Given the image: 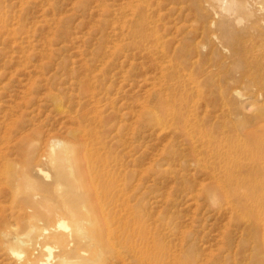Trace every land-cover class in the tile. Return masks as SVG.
<instances>
[{"label": "rangeland", "instance_id": "1", "mask_svg": "<svg viewBox=\"0 0 264 264\" xmlns=\"http://www.w3.org/2000/svg\"><path fill=\"white\" fill-rule=\"evenodd\" d=\"M218 1L0 0V264L19 263L12 228L49 222L33 215L50 202L31 166L57 193L77 189L64 161L76 129L89 144L97 134L129 205L169 248L165 264H259L264 0ZM231 158L239 169L225 174Z\"/></svg>", "mask_w": 264, "mask_h": 264}, {"label": "bare ground", "instance_id": "2", "mask_svg": "<svg viewBox=\"0 0 264 264\" xmlns=\"http://www.w3.org/2000/svg\"><path fill=\"white\" fill-rule=\"evenodd\" d=\"M219 1L226 10H229L228 6L235 4L234 0ZM83 131L79 129L74 131L75 142L78 141L79 144L75 146L74 156H66L64 159L71 176L77 182L76 190L65 189L64 193H57L56 187L61 186L62 183L56 181L52 184H44L43 180L48 176L46 169L40 165L31 166L33 183L38 189L48 194L50 202L43 210L36 201L32 209L33 215L47 219L49 222L40 228H37L35 222L26 225L21 231L12 228L13 235L10 237L9 248L11 254L17 258L18 264H165L171 262L169 248L159 244L157 228H144L134 208L132 209L126 200L123 186L118 183L119 179L108 169L110 160L105 154H98L103 147L97 146V134L89 133L90 140L93 137V143L89 144L88 137L86 139L84 136L86 134H80ZM59 145H62V142L57 140L52 144L56 148ZM96 161H102L99 171L93 169ZM236 161L237 159L231 158L230 164L222 171L229 174L238 170ZM6 176L11 185V170L6 173ZM226 183L231 189V186L235 185L231 177ZM42 196L38 192L33 193L32 199ZM224 197L225 201L228 199L235 203L238 201L235 195L229 197L225 194ZM17 207V212L21 211L23 214L27 212L25 205ZM232 213L233 217L239 218L240 215L237 212ZM77 214H81L82 218H78ZM247 216L252 218L249 213ZM81 219L90 228H82ZM250 221L253 222V220ZM249 229L255 242L261 247L258 263L264 264V223L257 228ZM38 249L44 252L42 258L35 256L34 250Z\"/></svg>", "mask_w": 264, "mask_h": 264}]
</instances>
